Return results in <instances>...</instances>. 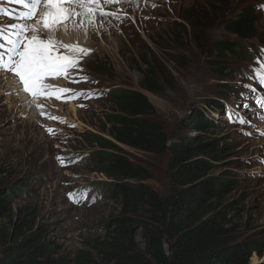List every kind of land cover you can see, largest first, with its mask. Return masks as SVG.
<instances>
[{
	"label": "rangeland",
	"instance_id": "rangeland-1",
	"mask_svg": "<svg viewBox=\"0 0 264 264\" xmlns=\"http://www.w3.org/2000/svg\"><path fill=\"white\" fill-rule=\"evenodd\" d=\"M135 1L140 5L123 2L126 10L120 8L122 4L110 5L105 10L116 15L109 20L83 17L87 46L92 50L85 59L87 74L74 76L79 83L65 78L49 82L52 92L71 89L62 98L33 101L24 93L30 97L26 108L27 103L0 85V181L10 189L11 205V218L0 223L13 232L20 209L26 207L34 212L31 220L44 225L47 240L54 243L53 256H66L71 264H78L79 253H91L92 245L106 236L105 225L118 215L120 206L107 193L106 184L115 180L94 169L91 159L98 149L91 144L92 134L108 137L101 131L109 127L110 93L133 90L155 107L173 137L170 143L192 135L178 128L182 120L217 101L218 108L207 112L215 127L193 135L216 140L215 153L223 150L224 157L211 174L226 171L234 177L233 188L220 204L225 208L237 203L229 212L238 238L264 243V86L254 76L258 64L264 63V15L256 12V33L244 41L247 55L252 56L240 72L236 57L227 55V65L234 71L231 79L219 75L215 67L220 62L204 53L214 43L231 38L225 30L229 20L252 5H264V0ZM3 18L0 15L4 25ZM83 28L76 31L79 36ZM41 34L49 37L43 29ZM149 67L161 81V93L141 86ZM85 77L88 83L82 85ZM241 119L248 123H240ZM121 148L122 156L147 172L146 185L164 197L171 193L168 154ZM251 263L264 264V254L254 253Z\"/></svg>",
	"mask_w": 264,
	"mask_h": 264
},
{
	"label": "trees",
	"instance_id": "trees-1",
	"mask_svg": "<svg viewBox=\"0 0 264 264\" xmlns=\"http://www.w3.org/2000/svg\"><path fill=\"white\" fill-rule=\"evenodd\" d=\"M258 18L255 5L245 9L225 24L231 38L205 49L206 56L220 62L215 70L224 79L234 74L227 65L228 54L236 57L238 72L250 59L244 41L254 37ZM141 86L150 92L163 91L151 67ZM109 104V127L101 131L108 137L92 134L91 144L98 151L91 161L98 173L115 180L106 185L108 196L120 205L119 213L106 223V236L92 245V252L76 256L78 264H252L254 253L263 256L264 243L238 238L229 212L237 203L225 208L220 204L234 186L232 173L211 174L224 157L223 150L215 153L216 140L193 135L215 127L207 112L218 108L217 101L206 103L205 109L200 106L182 120L178 128L192 135L172 143L173 137L144 94L114 91ZM121 146L168 154L172 190L167 197L144 183L147 172L122 156ZM9 190L0 181V220L11 218ZM32 217L33 211L20 209L11 233L0 223V264H71L66 256H53L54 243L47 240L44 225L38 226Z\"/></svg>",
	"mask_w": 264,
	"mask_h": 264
},
{
	"label": "snow or ice",
	"instance_id": "snow-or-ice-1",
	"mask_svg": "<svg viewBox=\"0 0 264 264\" xmlns=\"http://www.w3.org/2000/svg\"><path fill=\"white\" fill-rule=\"evenodd\" d=\"M2 2L3 0H0V3ZM6 2L19 5L21 11L13 15L0 7V15L8 16L15 21L7 26L0 24V72L5 75L12 74L20 85L19 92L28 94L33 101H38L41 98L60 99L65 92L71 91V89L50 91L54 87L48 83L51 79L65 78L73 83L81 82L74 79V76L83 71L79 67L80 60L92 51L65 44L57 34L67 33L68 21L77 17L115 16L116 13L105 9L109 5L120 4L123 0H6ZM33 20L36 21L35 24L31 23ZM41 29L49 33L47 39L42 36ZM254 76L264 86V63L258 64ZM261 103L264 106V101ZM37 106L42 107L39 104ZM48 118L58 119L51 115H48ZM239 122L248 123L243 119Z\"/></svg>",
	"mask_w": 264,
	"mask_h": 264
},
{
	"label": "bare ground",
	"instance_id": "bare-ground-1",
	"mask_svg": "<svg viewBox=\"0 0 264 264\" xmlns=\"http://www.w3.org/2000/svg\"><path fill=\"white\" fill-rule=\"evenodd\" d=\"M125 1H129V0H123V2H125ZM123 2L122 3H120V5L122 4V6L120 7V8H122V9H125L126 10V8H127V5H126V3H124L123 4ZM133 2H135L137 5L139 4L138 2H136L135 0H133ZM1 5V4H0ZM134 5V4H133ZM136 5V6H137ZM140 5V4H139ZM110 6V5H109ZM109 6L106 8V9H108L109 8ZM115 6V5H114ZM111 8H112V6H110ZM116 8H118L119 6H115ZM115 7H113V9L115 8ZM140 8V7H139ZM142 8V7H141ZM109 17H111V16H109ZM106 19L107 20H109V18H107L106 17ZM84 22H83V18H79V17H77L76 19H74V20H70V22L69 23H67V27H68V29H69V31L71 30V32H67V33H64V32H60V33H58L57 35H58V38L60 39V40H62L63 42H66V43H68V44H70V43H74V44H79V45H83V46H86V47H88L87 46V39L85 38L86 37V34H87V28H83L84 27ZM84 29L83 30V32H82V34H81V36H79L78 34H77V30H79V29ZM44 32H45V30H43ZM46 35L47 36H49V33L46 31ZM89 48V47H88ZM4 79V80H3ZM17 82H16V79L15 78H13L12 76H9V75H5V74H0V85H2V84H5L6 86H7V88L8 89H6V90H9L10 89V93H12L13 94V96L12 97H18L23 103H27L26 104V108H28V100H30V97L29 96H27V95H25L24 93H22L21 94V92H19V85L18 84H16ZM4 85V86H5ZM11 89H12V91H11ZM5 90V91H6ZM9 93V92H8ZM260 112V110L258 109V110H255V112L254 113H259Z\"/></svg>",
	"mask_w": 264,
	"mask_h": 264
},
{
	"label": "clouds",
	"instance_id": "clouds-1",
	"mask_svg": "<svg viewBox=\"0 0 264 264\" xmlns=\"http://www.w3.org/2000/svg\"><path fill=\"white\" fill-rule=\"evenodd\" d=\"M256 9H258V10H256ZM255 10H256V12H257L258 14H262V15H264V5H261V6L258 7V8L255 7ZM257 13H256V14H257ZM2 21H5V24H4V25H7V24H13V23L15 22L14 20H13V21H12V20H7V19H5V18H3ZM33 22H35V20L32 21L31 23H33ZM68 22H69V21H68ZM64 43H65V44H68V43H66V42H64ZM70 45H79V44L70 43ZM79 46H82V47L88 49V47H86V46H83V45H79ZM263 48H264V47H263ZM246 49H247V48H246ZM246 51H247V50H246ZM69 54H71V53H69ZM72 54H74V53H72ZM248 56L251 57L252 55H248ZM86 57H87V55L84 56L83 59L80 60V62H79V67L82 68L83 71L79 72L78 74H87V73L85 72V59H86ZM57 79H59V78H57ZM55 80H56V79H51V80L48 81V83H49V82L54 83ZM85 83L87 84L88 82L85 81V82H83V83H81V84L83 85V84H85ZM81 84H80V85H81ZM227 115H228V117L231 116L230 113H227Z\"/></svg>",
	"mask_w": 264,
	"mask_h": 264
}]
</instances>
